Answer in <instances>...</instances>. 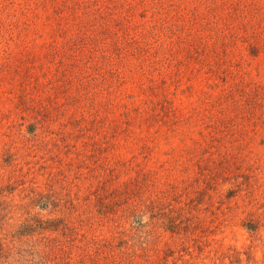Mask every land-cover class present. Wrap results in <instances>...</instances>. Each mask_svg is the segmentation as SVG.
Instances as JSON below:
<instances>
[{"label": "rangeland", "instance_id": "rangeland-1", "mask_svg": "<svg viewBox=\"0 0 264 264\" xmlns=\"http://www.w3.org/2000/svg\"><path fill=\"white\" fill-rule=\"evenodd\" d=\"M0 264H264V0H0Z\"/></svg>", "mask_w": 264, "mask_h": 264}]
</instances>
